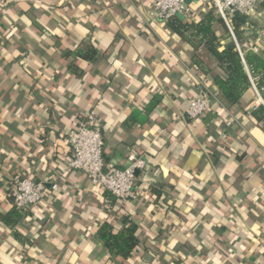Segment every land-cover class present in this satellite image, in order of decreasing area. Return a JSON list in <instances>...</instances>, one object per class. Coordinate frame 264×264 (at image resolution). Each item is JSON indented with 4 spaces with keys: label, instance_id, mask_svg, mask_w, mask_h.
I'll return each mask as SVG.
<instances>
[{
    "label": "crops",
    "instance_id": "1",
    "mask_svg": "<svg viewBox=\"0 0 264 264\" xmlns=\"http://www.w3.org/2000/svg\"><path fill=\"white\" fill-rule=\"evenodd\" d=\"M153 1L0 0V216L14 210L13 176L47 186L13 227L0 220V264H116L98 236L111 215L117 229L125 215L142 227L147 248L129 264H264V125L251 114L261 106L248 110L251 88L244 107L190 119L192 49L150 16ZM186 2L183 22L214 12L209 0ZM249 18L242 43L264 52V10ZM91 111L107 167L147 164L137 196L113 208L86 173L67 171V134Z\"/></svg>",
    "mask_w": 264,
    "mask_h": 264
},
{
    "label": "trees",
    "instance_id": "2",
    "mask_svg": "<svg viewBox=\"0 0 264 264\" xmlns=\"http://www.w3.org/2000/svg\"><path fill=\"white\" fill-rule=\"evenodd\" d=\"M260 7L264 10V0ZM249 25L255 24L249 17L240 14L234 15L230 20L232 31L240 44L243 41L244 31L242 29ZM167 26L171 33L191 47L192 62L194 68L198 70V75H211L213 85L217 88L215 95L210 98V110L201 119L210 114L217 105L227 110L244 107L251 90V83L245 64L223 19L211 11L201 15L199 21L183 22L178 17H173L167 21ZM208 57L216 61V67L209 64ZM244 60L252 75L259 78V86L264 88V52L261 50L257 53L247 51ZM251 114L256 122L264 125V108L262 106ZM165 191V185H155L151 188V195L155 198L156 203L166 200ZM110 204L113 208L121 205L122 201L111 194ZM20 218L21 213L15 207L8 214L0 216V220L5 225L12 227L17 224ZM141 230L142 227L130 215L122 217L121 228L117 229L114 215H111L100 225L98 236L116 264H129L134 252L142 244L147 246V243L140 238ZM14 235L20 238L24 244L28 243V240L22 238L18 232H15ZM189 249L190 247L186 246V250L189 251ZM144 250L146 252V249ZM200 256L203 255L200 254ZM183 262L182 259H178L173 263L183 264Z\"/></svg>",
    "mask_w": 264,
    "mask_h": 264
},
{
    "label": "built area",
    "instance_id": "3",
    "mask_svg": "<svg viewBox=\"0 0 264 264\" xmlns=\"http://www.w3.org/2000/svg\"><path fill=\"white\" fill-rule=\"evenodd\" d=\"M187 0H154L149 12L150 16L162 21H169L179 14H188L191 8ZM213 6L214 13L221 17L228 27L236 44L250 79L251 88L255 93L249 109L262 106L264 108V88L259 86V78H255L247 67L244 55L247 51L257 53L259 47L254 42L240 44L230 26L231 18L240 14L252 17L260 7L263 0H209ZM258 38L264 40V26L258 32ZM197 95L192 99L188 108L187 116L192 120H198L211 108L210 94L208 91V78L197 75ZM68 144L71 149V158L68 161L67 171H81L87 174L88 179L94 187L109 192L118 200L125 202L137 196L136 184L137 172L147 170V164L142 159H135L128 167L123 169L107 167L104 162L103 153L105 139L99 127V118L91 111L86 118L79 122L76 127L67 134ZM53 191L58 190V184L51 185ZM47 186L43 182H37L29 177L15 175L11 178L9 192L13 206L20 212L32 210L40 203L46 194Z\"/></svg>",
    "mask_w": 264,
    "mask_h": 264
},
{
    "label": "water",
    "instance_id": "4",
    "mask_svg": "<svg viewBox=\"0 0 264 264\" xmlns=\"http://www.w3.org/2000/svg\"><path fill=\"white\" fill-rule=\"evenodd\" d=\"M137 177L139 176V172L136 173Z\"/></svg>",
    "mask_w": 264,
    "mask_h": 264
}]
</instances>
